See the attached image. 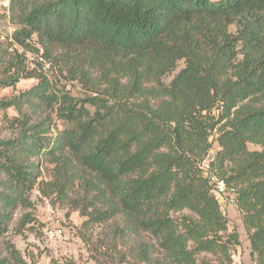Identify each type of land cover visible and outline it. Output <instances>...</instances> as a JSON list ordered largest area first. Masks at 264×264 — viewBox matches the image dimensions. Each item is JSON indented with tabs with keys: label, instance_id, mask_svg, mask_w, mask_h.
I'll use <instances>...</instances> for the list:
<instances>
[{
	"label": "trees",
	"instance_id": "trees-1",
	"mask_svg": "<svg viewBox=\"0 0 264 264\" xmlns=\"http://www.w3.org/2000/svg\"><path fill=\"white\" fill-rule=\"evenodd\" d=\"M10 4L20 25L14 43L25 47L35 35L46 50L66 48L60 63L90 93L74 97L43 73L24 70L2 82L35 76L34 86L0 107L23 114L25 102L56 106L64 127L51 138L46 118L29 126L23 114L17 135L0 141V235L40 173L34 157L48 154L57 195L66 199L75 180L84 181V195L93 193L78 206L83 226L122 213L171 260L157 264H197L201 252L217 262L199 264H233L238 233L228 232L210 182L215 175L234 190L228 197L252 264H264V0ZM177 211L188 213L171 215ZM7 249L20 261L11 242Z\"/></svg>",
	"mask_w": 264,
	"mask_h": 264
},
{
	"label": "rangeland",
	"instance_id": "rangeland-1",
	"mask_svg": "<svg viewBox=\"0 0 264 264\" xmlns=\"http://www.w3.org/2000/svg\"><path fill=\"white\" fill-rule=\"evenodd\" d=\"M10 5L9 2V6L5 7L0 2V101L18 97L37 83L35 76L29 78L19 75L21 77L14 84L3 85L4 80L10 79L9 75H16L21 70L43 73L56 84V88L68 91L74 97L83 98L86 93H90L78 79H72L60 63L58 57L69 51L66 48L49 46L46 50L35 35L27 40L25 47L14 43L13 32L20 25L12 15ZM45 52L48 54L46 58L42 55ZM179 65L182 67V62ZM170 77H166L165 81ZM22 110L29 117V126L46 118L50 127L45 133L51 138L64 127L56 115V106L31 107L25 102ZM23 114L13 106L5 109L0 107V141L17 135V120L20 121ZM216 147L214 143L212 150ZM248 148L259 149L253 144H248ZM67 156L70 154L67 153ZM51 159L54 157H48V154L34 157L33 160L39 163L40 173L33 187L26 192V202L15 209L8 230L0 235V258H6L10 264H157L170 260L158 249L152 235L132 227L122 213L85 228V217L80 214L78 206L91 199L93 193L84 195V181L75 180L68 189L66 199L57 195L52 189L56 171ZM0 179L6 180L1 174ZM221 203L228 218V232L235 230L239 238V243L230 248L232 263L252 264L249 241L236 205ZM92 208L90 206L88 210ZM186 213L177 211L171 212V215L178 217ZM53 229L58 230V234L50 237L48 231ZM7 242L13 244L23 262L21 259L15 261L10 256ZM195 260L197 264L201 260L217 262V258L207 252L196 254Z\"/></svg>",
	"mask_w": 264,
	"mask_h": 264
},
{
	"label": "built area",
	"instance_id": "built-area-1",
	"mask_svg": "<svg viewBox=\"0 0 264 264\" xmlns=\"http://www.w3.org/2000/svg\"><path fill=\"white\" fill-rule=\"evenodd\" d=\"M0 2L3 4V6L7 7V6H9L10 0H2ZM202 165L203 166H207V161H204L202 163ZM210 182L214 186L215 197H216V199L218 201H220V202H228V203H232L233 202V198L232 197H228V196L229 195H233V191L234 190L233 189H228L226 183L222 179H219L215 175L210 174ZM56 233L58 234V230H56V229L48 231V234H49L50 237H53L54 235H56Z\"/></svg>",
	"mask_w": 264,
	"mask_h": 264
}]
</instances>
